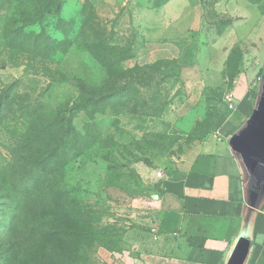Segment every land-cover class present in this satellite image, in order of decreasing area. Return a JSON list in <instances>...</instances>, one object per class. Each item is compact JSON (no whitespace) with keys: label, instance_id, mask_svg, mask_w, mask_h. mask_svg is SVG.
<instances>
[{"label":"rangeland","instance_id":"obj_1","mask_svg":"<svg viewBox=\"0 0 264 264\" xmlns=\"http://www.w3.org/2000/svg\"><path fill=\"white\" fill-rule=\"evenodd\" d=\"M168 1L0 0V264L128 250L156 170L185 167L230 109V27L243 37L264 0H191L192 25L137 63Z\"/></svg>","mask_w":264,"mask_h":264},{"label":"crops","instance_id":"obj_2","mask_svg":"<svg viewBox=\"0 0 264 264\" xmlns=\"http://www.w3.org/2000/svg\"><path fill=\"white\" fill-rule=\"evenodd\" d=\"M190 1L146 12L137 63L192 25ZM245 14L243 37L230 27L228 48L243 51L230 109L185 167L155 175L150 229L124 252L100 251L99 264H264V10Z\"/></svg>","mask_w":264,"mask_h":264},{"label":"built area","instance_id":"obj_3","mask_svg":"<svg viewBox=\"0 0 264 264\" xmlns=\"http://www.w3.org/2000/svg\"><path fill=\"white\" fill-rule=\"evenodd\" d=\"M227 98L230 101V95H228ZM155 175H156V177H161L162 176V171L161 170H156Z\"/></svg>","mask_w":264,"mask_h":264}]
</instances>
